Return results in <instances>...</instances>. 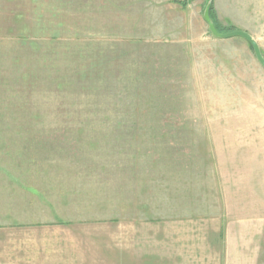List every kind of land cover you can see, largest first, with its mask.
Masks as SVG:
<instances>
[{
    "label": "rangeland",
    "instance_id": "rangeland-1",
    "mask_svg": "<svg viewBox=\"0 0 264 264\" xmlns=\"http://www.w3.org/2000/svg\"><path fill=\"white\" fill-rule=\"evenodd\" d=\"M237 31L264 58V0H0V264H264Z\"/></svg>",
    "mask_w": 264,
    "mask_h": 264
},
{
    "label": "crops",
    "instance_id": "crops-1",
    "mask_svg": "<svg viewBox=\"0 0 264 264\" xmlns=\"http://www.w3.org/2000/svg\"><path fill=\"white\" fill-rule=\"evenodd\" d=\"M135 224V226H131L132 228H131V230L132 229H134V227L136 228V230L137 229H139V228H137L138 226L136 225V223H134ZM148 225H149V223H146V224H143V226H145V228L146 229H148ZM142 226V225H141ZM160 229H166V227H170V225L169 226H165L164 227V225L163 224H161L160 226ZM154 229H158V227H154L153 228V230ZM135 230V229H134ZM161 231V230H160ZM167 236H169V235H167ZM173 236V235H172ZM166 237V236H165ZM133 238V237H132ZM173 238H175L174 236H173ZM170 245V249H172V245L173 246H175V247H177V245H176V243H172V244H169ZM180 247V246H179ZM179 247H177V248H179ZM197 248H199V245L197 244ZM182 249V251H186V253H184L186 256L188 255V256H191V255H193L194 254V252H190L191 250H194V244L193 243H190V244H188V246H186V247H182L181 248ZM119 250H120V255H119V260H118V262H116V264H134V262H133V254H131V252H130V248L129 249H127V250H123L122 248H120L119 247ZM119 250H118V252H119ZM179 250H180V248H179ZM123 251V252H122ZM122 253V254H121ZM170 261H173V262H170ZM177 260H166V263H162V264H177V262H176ZM138 264H150L149 262H140V263H138ZM184 264V263H183ZM189 264H200V262H198V261H196L195 263H193V262H190Z\"/></svg>",
    "mask_w": 264,
    "mask_h": 264
},
{
    "label": "water",
    "instance_id": "water-1",
    "mask_svg": "<svg viewBox=\"0 0 264 264\" xmlns=\"http://www.w3.org/2000/svg\"><path fill=\"white\" fill-rule=\"evenodd\" d=\"M211 31L215 32L214 27L212 25H211ZM224 37H241L245 39L251 45L256 59L261 64V66L264 68V58L262 57L257 44L254 42V40L251 38L250 35H248L245 32L237 31V32H231V33L225 34Z\"/></svg>",
    "mask_w": 264,
    "mask_h": 264
},
{
    "label": "trees",
    "instance_id": "trees-1",
    "mask_svg": "<svg viewBox=\"0 0 264 264\" xmlns=\"http://www.w3.org/2000/svg\"><path fill=\"white\" fill-rule=\"evenodd\" d=\"M25 39V37H22V41H25L24 40ZM52 39H54V37H51V40L50 41H53ZM251 46V45H250ZM252 48V47H251Z\"/></svg>",
    "mask_w": 264,
    "mask_h": 264
}]
</instances>
